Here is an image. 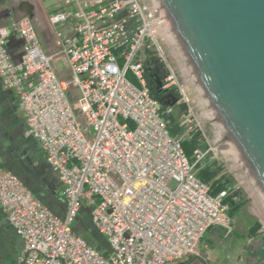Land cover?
<instances>
[{"label": "built area", "instance_id": "obj_1", "mask_svg": "<svg viewBox=\"0 0 264 264\" xmlns=\"http://www.w3.org/2000/svg\"><path fill=\"white\" fill-rule=\"evenodd\" d=\"M49 20L69 24L72 32L56 35L52 55L30 18L0 25V83L13 92L25 136L39 143L66 204L64 217L55 216L0 167V208L23 242L14 264H176L196 255L210 227L229 235L226 199L234 191L212 194L210 183L196 177L213 149L192 113L187 87L166 59L169 35L153 1H87ZM11 32L23 42L18 63L6 48ZM147 56L165 72L159 90L173 92L184 108L178 124L184 141L195 134L205 140L204 150L193 151L192 164L183 141L168 130L173 106L162 107L147 86ZM58 57L65 59L66 80L56 74ZM29 79L35 81L31 87ZM82 207L105 237V252L72 231Z\"/></svg>", "mask_w": 264, "mask_h": 264}, {"label": "water", "instance_id": "obj_2", "mask_svg": "<svg viewBox=\"0 0 264 264\" xmlns=\"http://www.w3.org/2000/svg\"><path fill=\"white\" fill-rule=\"evenodd\" d=\"M152 1L218 141L264 201V0Z\"/></svg>", "mask_w": 264, "mask_h": 264}, {"label": "crops", "instance_id": "obj_3", "mask_svg": "<svg viewBox=\"0 0 264 264\" xmlns=\"http://www.w3.org/2000/svg\"><path fill=\"white\" fill-rule=\"evenodd\" d=\"M67 1L70 5L66 4ZM87 1L93 0H0V25L8 26L21 17L30 18L42 48L52 55L57 52L56 35L69 36L72 32L69 24H52L50 16L60 10H77ZM22 47V40L11 32L6 39V48L14 63L20 61ZM53 64L60 79L69 78L63 57L56 58ZM151 64L149 71L154 73L157 70L162 77L161 64L155 58ZM34 83V79L26 81L28 87ZM165 96L162 107L171 105L173 110L178 107L176 99L169 93ZM0 167L15 175L32 197L55 216L64 217L66 204L59 178L46 163L39 143L25 136L24 118L17 110L16 98L1 83ZM234 201L235 204L227 201L231 210L232 232L226 235L221 227H210L203 235L196 255L185 259L183 264H264V214L259 218L241 198ZM22 249L23 242L0 208V264H14Z\"/></svg>", "mask_w": 264, "mask_h": 264}, {"label": "rangeland", "instance_id": "obj_4", "mask_svg": "<svg viewBox=\"0 0 264 264\" xmlns=\"http://www.w3.org/2000/svg\"><path fill=\"white\" fill-rule=\"evenodd\" d=\"M165 52L166 59L174 69L179 82L184 84L188 89L189 100L192 106V113L204 134L205 140L207 141L208 145L213 149V152L210 153L208 158L209 162H214V168L217 172V175L216 178L212 182H210V185L212 186L213 182L215 181H227V188H230L234 192L239 193V198H241L247 204L248 207L254 209V211L256 212V216L261 218L263 216L262 214H264V201L262 200V198L258 197V192L254 188L252 183L248 180L245 174L241 171L235 161L231 158L228 152L218 141L211 127V124L199 102L192 80L185 66L183 65L178 53L176 52L170 40V37L165 40ZM126 78L133 85L138 87L137 80L130 73L127 74ZM175 110L176 112H178L177 121L179 124V119L181 114H183L184 112V108L182 106H178L175 108ZM169 128L170 126L168 125V130L170 132ZM176 132V137L184 142V139H186V136L184 135V128L178 126V130L176 129ZM170 135L172 136L171 132ZM196 135H198L197 140L200 139L196 148L201 147L204 150L206 148L205 140H203L199 136V134H195V136ZM187 158L189 160V163L192 164V155H187ZM230 211L231 210L229 209V215ZM71 229L75 234L80 235L85 241H87V243L95 250L101 253L107 250L106 239L104 236L99 234L98 231L92 225L89 210L86 207H82L78 216L75 218L73 224L71 225ZM183 262H185V260L176 264H183Z\"/></svg>", "mask_w": 264, "mask_h": 264}, {"label": "trees", "instance_id": "obj_5", "mask_svg": "<svg viewBox=\"0 0 264 264\" xmlns=\"http://www.w3.org/2000/svg\"><path fill=\"white\" fill-rule=\"evenodd\" d=\"M153 57L152 56H147L146 57V63H145V78H146V82H147V86L150 90L151 95L157 99L158 101H161L160 103L164 104V99H165V93L158 90V85H157V81H161L162 77H160V74L157 72V70H154V73L149 71V68L152 67V61H153ZM162 94H165L163 97L161 96ZM171 95V97H173L174 99H176V96L173 92L169 93ZM162 105V104H161ZM177 116H178V112H176V110L174 109L172 111L171 114H169L168 116H166V118L169 120V126H170V132L172 133L173 137H176V129L178 130V121H177ZM198 135L194 136L193 139L191 141H184L182 142V149L184 151V153L187 155L193 153V151L196 149L197 144L199 143L197 140ZM214 162H209V158L206 159V161L204 162V164L200 167H198L196 169V177L204 182L209 184L210 182H212L217 175V172L214 168ZM227 181L223 180V181H215L212 184V194H215L225 188H227ZM233 197H237L239 198L240 195L237 192H233L227 199L226 202H232L233 204H235V201H233ZM264 243V241H263Z\"/></svg>", "mask_w": 264, "mask_h": 264}, {"label": "flooded vegetation", "instance_id": "obj_6", "mask_svg": "<svg viewBox=\"0 0 264 264\" xmlns=\"http://www.w3.org/2000/svg\"><path fill=\"white\" fill-rule=\"evenodd\" d=\"M165 76V72H164V70L162 71V77H164ZM165 94H162L161 96L163 97Z\"/></svg>", "mask_w": 264, "mask_h": 264}]
</instances>
